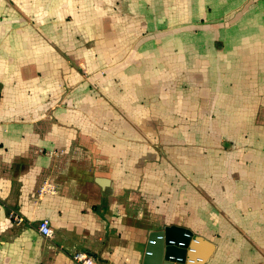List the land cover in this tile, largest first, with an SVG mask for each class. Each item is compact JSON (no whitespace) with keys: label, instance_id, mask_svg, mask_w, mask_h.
<instances>
[{"label":"crops","instance_id":"1","mask_svg":"<svg viewBox=\"0 0 264 264\" xmlns=\"http://www.w3.org/2000/svg\"><path fill=\"white\" fill-rule=\"evenodd\" d=\"M171 225L264 264V0H0V264H162Z\"/></svg>","mask_w":264,"mask_h":264},{"label":"water","instance_id":"2","mask_svg":"<svg viewBox=\"0 0 264 264\" xmlns=\"http://www.w3.org/2000/svg\"><path fill=\"white\" fill-rule=\"evenodd\" d=\"M163 263L162 264H187V251L193 238V233L183 227L171 225L163 229ZM147 245L146 254L150 251Z\"/></svg>","mask_w":264,"mask_h":264},{"label":"built area","instance_id":"3","mask_svg":"<svg viewBox=\"0 0 264 264\" xmlns=\"http://www.w3.org/2000/svg\"><path fill=\"white\" fill-rule=\"evenodd\" d=\"M9 217L13 222L22 223L24 219L15 211L9 213ZM38 232L43 236L49 237L52 234L49 224L45 221H40L37 225ZM73 259L81 264H93L92 258L83 252H76L73 254Z\"/></svg>","mask_w":264,"mask_h":264},{"label":"rangeland","instance_id":"4","mask_svg":"<svg viewBox=\"0 0 264 264\" xmlns=\"http://www.w3.org/2000/svg\"><path fill=\"white\" fill-rule=\"evenodd\" d=\"M170 130V129H169ZM183 139H185L184 137H183ZM155 141H156V139H155ZM183 145H188L189 146V148H186V147H188V146H185V147H183ZM182 145V143H180L179 145H178V147L179 148H177V152H180V151H183L180 147H183L184 149H185V152H189L190 153V151H192L190 148H192L191 146H192V144H187V143H184ZM156 150H157V147L155 148ZM169 150H170V148H169ZM205 150H207V149H205ZM170 151H172L173 153L175 152V147L173 146V148H172V150H170ZM170 155V154H169ZM179 162H181L180 160H179ZM183 162L185 163V162H187V164L190 166V164H191V161H189V160H183ZM167 163H168V167L169 168H171V167H175L176 165H175V163H178V161L177 160H175V159H169L168 161H167ZM169 179H171V178H169ZM173 180H176V183H178L179 181H186L187 180V178H186V176H175V177H173V179L171 180V181H169V183H171V184H175V181H173ZM190 182V187H193V189L195 188V181H192L193 182V184H192V182H191V180L189 181Z\"/></svg>","mask_w":264,"mask_h":264}]
</instances>
